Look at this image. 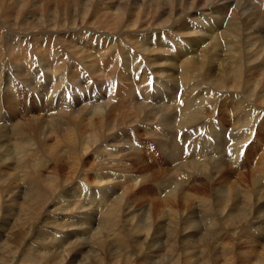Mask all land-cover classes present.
Instances as JSON below:
<instances>
[{"label": "bare ground", "instance_id": "obj_1", "mask_svg": "<svg viewBox=\"0 0 264 264\" xmlns=\"http://www.w3.org/2000/svg\"><path fill=\"white\" fill-rule=\"evenodd\" d=\"M90 1L86 0V3L89 4ZM0 2L6 5L4 0ZM86 3H84L86 7H83V12L76 8L77 3L73 12H68L69 15L73 14L77 18L73 21L80 23L82 30L73 32L72 28L73 31L64 32H72L73 39L69 41L60 42V37L55 34L52 38L65 45L64 48H67V51L70 50L71 58L76 57L75 60L81 59L83 64L89 62L91 65H94L92 62L95 60L97 68L94 65L93 70H108L116 75L110 83H105L104 88L100 86L99 93L92 95L89 107L86 105L88 114L84 112L80 114V119L84 117L91 119L87 121L90 127H83L80 130L85 136L80 139H77L73 133L67 136L69 143L67 147L70 148L65 151L73 153L72 161L70 160L67 166L55 165L49 169V162L61 164L56 161L61 162L62 159L59 156L57 159L54 155L47 157L46 161L33 159L34 157L27 159L26 147L21 146L19 142L13 149V156L8 158L2 153L6 148L1 147L2 163L14 158L16 161L14 165L18 172L17 176L11 175L6 181L0 176V264H264V145L256 148L261 155V158L256 156V162L253 159L250 160L251 157H244L254 145L264 144V107L261 110L258 109L261 107V102H264V0H97L89 5ZM80 12L83 14L80 15ZM49 16L51 17V14ZM89 18L103 20L104 25L101 27L103 29L97 30L94 27L91 30H85L84 27L89 25ZM56 19L57 17L50 20L54 27H62L66 24L64 22L60 24ZM208 20L215 25H209L211 26L209 31L205 28ZM37 23L38 27L43 29L48 24L43 17L38 19ZM83 29L99 37L101 43L96 40V45L82 46L85 36L81 34L85 32ZM27 34L24 35L27 36ZM208 39L209 42L206 41ZM168 43L170 47L176 45L182 49L183 53H186L185 56H188L187 59L182 60L186 69L181 72L185 79L183 85L185 91H183L185 94L192 95L181 99L174 97L173 95L180 89L175 90L163 84V88L170 90L171 94L161 92L165 94L162 105H147L151 115L171 113V117L170 115L161 117L162 120L159 118L158 124L166 127L175 124L172 120L177 119V124L185 127V124L200 119L199 116L202 115L218 124L221 119L214 114L219 115L221 112V116L227 119L221 121L224 123L227 121L231 130L226 132L225 124H221V128H204L191 136L192 133L185 131L183 127L182 130L177 129L176 124L175 132L162 129L169 137L166 138V143H170L173 149L170 152L171 158L175 157L181 168L192 170L187 177H177V179L166 181L164 189L167 191L162 190L160 196L154 198L155 194L159 193L152 191L144 193L138 189L139 186L136 184L138 180L135 177L125 175L124 171L111 170L112 166H120L124 160L114 152L126 149L127 146L116 145L117 138L106 135L117 132L113 130L114 125L124 123L126 117H138V112L133 109H128L126 114L120 113L126 107V101L131 99L142 101L147 98L148 103L152 102L147 92L156 89L155 85L160 83L150 80L149 68L144 64L150 63L156 53L163 52L165 49L169 50ZM58 46L56 43L51 45V56L52 53L53 56L50 59L52 61L48 59L49 63L46 62L47 65H45L48 67L47 72L41 73V88L49 90V94L59 95L60 92L65 91L66 84H70V86L83 88L84 94H91L90 88L93 84L91 81H87L82 86L70 82L82 77L83 72L92 74L89 71V64H84L83 67L77 64L70 65ZM194 51H198V54H194ZM221 51V54L225 53L223 55L225 59L215 61L212 57H208L213 54L212 52L220 54ZM23 54L26 60L32 55L28 51ZM162 61L167 60L162 59ZM210 63L211 66L215 63L219 64L218 67L221 66L217 75L219 78L213 79L209 75ZM30 64L31 61H28L27 65ZM258 68L262 69L263 73L260 71L262 75L258 72ZM254 73L257 75H253ZM93 75L94 73L91 76ZM212 80L210 88L208 83ZM201 93L213 94V98L205 96L204 101L202 99L197 101L196 94ZM205 104L206 107H204ZM145 105L140 104L141 107ZM103 110L106 111L107 121L105 125H103L104 122L99 125L101 121L93 120L95 116L92 113L101 112L102 114ZM177 111L180 114L178 118L175 115ZM63 115H65L64 112ZM258 118H260V134L257 129ZM0 120L6 119L0 115ZM3 126L11 129V126L6 124ZM64 133L67 132L64 131ZM174 133L178 136L175 139L171 137ZM256 134H259V142ZM130 137L135 139L131 140L129 150L134 144L141 145L136 132L134 135L131 133ZM110 138L113 142L109 145L105 144L107 148L101 145L103 149L108 150V156L99 154L92 166L86 167L81 159L83 155L84 158L88 156L97 140L105 141ZM72 150H79L83 155L75 154ZM241 157L242 161H240ZM206 160H210L211 164ZM247 161L250 163L249 166ZM257 161H260L261 165L256 168L254 163L257 164ZM246 167L250 172L243 171ZM193 169L200 170L199 179L195 185H191L190 182L193 178L190 175L194 173ZM210 169L220 170L219 172L224 170L225 173L230 171L224 177L218 176L220 173L212 177V181L218 177V181L222 183V187L215 191L210 187L213 184L212 181L209 186L212 190L206 191L203 188V185L207 186V183L206 178L201 175L206 171L209 172ZM44 170L47 172L43 173ZM200 184H202V193ZM190 185L197 189L194 194L188 192ZM141 194L151 198L150 208L145 209L142 217L136 219L135 214L131 213L132 203L133 200L140 199ZM20 198H23L25 202L33 200L38 207L34 208L32 204L15 205L14 203ZM193 198L198 199L197 215L201 221L198 225L191 223L187 215L188 204ZM4 206L8 214L2 216L1 211ZM43 208L47 212L45 216L40 215V209ZM7 217L13 219V222L6 219ZM43 217L44 219L52 218V221L48 223L50 226L48 225L47 231L42 227L43 236H38L41 240L39 242L42 243H39L32 233H36L41 227ZM162 218H165L163 220L166 227L159 224ZM37 222L39 225H36ZM123 223L129 225L128 230L122 226ZM196 227H200L198 231L204 230L200 241L204 243L203 247L197 253L195 250L179 251L176 242L181 240L180 236ZM133 235L141 238L137 240ZM18 238H22L24 242L18 241L12 245V239L17 241ZM28 238L29 241L32 240L33 245L27 242Z\"/></svg>", "mask_w": 264, "mask_h": 264}, {"label": "rangeland", "instance_id": "obj_2", "mask_svg": "<svg viewBox=\"0 0 264 264\" xmlns=\"http://www.w3.org/2000/svg\"><path fill=\"white\" fill-rule=\"evenodd\" d=\"M74 1L75 0H67V1L66 0H56V1L55 0H4V2H6V5L4 3L0 2V13H1L0 14V36H1L0 37V46L3 45L2 47H0V65H1L0 66V86H1L0 87V89H1L0 93L2 94V95L0 94V96L2 98V99L0 98V115L2 118L6 119L5 121L0 120V137H1L0 138V150H1V147H2V149L6 148V150L3 151L2 153L7 155V158L13 156V149L16 146L17 142H19L21 144V146L26 147L25 150L27 153L25 156L27 159H32L34 157L33 159L38 158V159H41V161H46L47 157H49L50 155H54V156H56V158L59 156V158L62 159L61 162L56 161L57 163H61L62 165L61 164H55L53 162H49V165H48L49 169H51L55 165H59V167L67 166V164L72 161V157H73L72 152L68 153L67 151H65V150H68L70 148V147H67V145L69 144L67 136L71 133H73L75 135V137H77V139H80L82 136L83 137L85 136V134H82V132H80V130L83 127H85V128L90 127V125H88L87 121L88 120L90 121L91 119L88 117H84L83 119H80L79 118L80 114L82 115L84 113L85 114L87 113L86 110L89 107V102L92 98V95L99 93L100 86L102 88H104L105 83L106 84L110 83L114 79L113 77H115V75H116V73L113 74L112 72H110L108 70H107L108 72L106 70L105 71H96L95 69L93 70L94 65L97 68V63H95L96 61L93 60L92 64H94V65H91L89 62H84V64H89V68H90L89 71H91L92 74L94 73L93 76H91L92 74H90L89 72L88 73L83 72L82 77H78L75 81H70V82L78 83L80 86H82L83 84H86L87 81H91L93 83L91 88H90L91 94H84L83 88H81L79 86H74V85L70 86V84H66L65 91L63 93L60 92L59 95L49 94L48 93L49 90L47 91V89L41 88V86H40L42 84V81L40 80L41 75L45 74V72H47L46 69H48V67H45V65H47V63H49L48 59L52 58V56H53V53L51 56V50H50L52 44L56 43L57 45H59L58 49L60 50V52H63V54L66 56V59L70 63V65L77 64V65L82 66V67L84 65L83 61L81 59L75 60L76 57L71 58L70 57L71 55L69 54L70 50L68 49V51H67V48H64L65 45L60 44L59 42H57L55 39L52 38L55 35H57L58 37H60V42H64L65 40L69 41V39H73L72 32H70V33H64V32L71 31V30L73 31V29H74L73 32H75V31L80 32L79 30H82V29H80V25H79L80 23L78 24L77 22L73 21V20H76L77 18L73 14L69 15V13H70V11L74 10L76 3L78 4V5L76 4V8L78 10H81V12H83V7H86V6H84L85 5L84 3H86V0H77L76 3ZM94 1H97V0H93V1L91 0L90 2L93 3ZM46 3H47V5H46ZM91 3H89V4H91ZM86 4H88V3H86ZM63 5L66 6L67 8L64 7ZM43 11H45V12H43ZM53 11H54V13H53ZM81 12H80V15L83 14V13L81 14ZM50 14H51V17L49 16ZM41 17H43L48 23V24H46V27H44V29L47 28L45 30L41 27H38L39 24L37 22H38V19H40ZM56 17H57L56 20L58 21V23L61 24L62 22H64L66 24L63 23L64 26H62V27H54L52 21H50V20L53 18H56ZM211 18H213V16H211ZM91 20H92V22H91ZM209 20L206 23V27H205V28H207V31H209L211 29V26H209V25H213L211 23V21L209 22ZM72 21H73V24H72ZM100 21L101 20L99 18H96V20L89 18L88 19L89 25L84 24V25H86L84 27V29L85 30L86 29L91 30V28H94V27L97 28V30L103 29V28H101L104 25L103 20L101 22ZM95 22H96V24L99 22L101 24L99 23L96 25ZM23 23H25L27 25H25ZM74 24H76V25H74ZM68 26H70V27H68ZM213 26H215V25H213ZM26 28H28V29H26ZM62 29L63 30L65 29V31H62ZM84 29H83V31H85ZM16 30H18V31H16ZM24 30H26V31H24ZM201 30H203V29L201 28ZM32 31H33V33H32ZM207 31H205V32H207ZM40 32L45 33V34H42V33L39 34ZM26 33H28L27 36L28 35H30V36H28V37L25 36ZM53 34H55V35H53ZM81 34H82V36L85 35L84 40L82 42V46H84V47L96 45V43H95L96 40H99L101 43V40L99 39V37L95 36V34H89V32H86V31L81 32ZM47 35H49V36H47ZM23 40H24V42H23ZM206 41L209 42L210 40L208 39ZM1 42H2V44H1ZM168 45L170 47V43H168ZM48 46H50V47H48ZM9 49H10V51H9ZM20 50H22V51H20ZM25 51H28L30 55L32 53L33 56L31 55V57L29 58L31 60H29V59L26 60V57L23 54V53H25ZM212 53L213 54L209 55L208 57H212L213 60H215V61H219L220 59H225V56H223L225 53L223 52V54H221L222 51L220 52V54L214 53V52H212ZM185 54L186 53H183L182 49H179L176 45H171L169 50L165 49V51H163V52L156 53L153 56V58H152L153 60L150 63L144 64L145 66H148V68H149V75L148 76H150V80L160 83V85H155L156 89L151 90V92H147L148 95L146 94L149 98H152V102L148 103L147 98L145 100H142V101H141V99H133L134 101L131 99L129 101H126V107H124L120 111V113L126 114L128 109L129 110L133 109L134 111L138 112V117H135V118L134 117H130V118L126 117L125 118L126 121L124 123H119L118 125H114L115 127L113 128V130L117 131V132L108 133L106 135V136H112V137L115 136L117 138L118 144H116V143H114V144L119 145L120 147L127 146L126 149H121V150H117V152H114V154H118V157H121V159H124V160L120 166H115V167L112 166L111 170L124 171L125 175L128 174V176L135 177V179L138 180V182L135 180L136 184L139 186L138 189H141L144 193L146 191H152L153 193H159L157 195L155 194V197L153 196L154 198H156V197L158 198V196H160V193L162 190L164 192L167 191L166 189H164L166 187V181H169L170 179H177V177L178 178L187 177L189 171L192 170V169L189 170L187 167H186L187 169L181 168L180 165H178L179 161H177L175 159V157L171 158L170 152H172L173 149H172L170 143H168V144L166 143V138H169V137H167L168 134L164 133L162 131V129L167 130L169 132H175L174 126L176 124L177 129L181 128L180 130H182L184 128L185 131L192 133L191 136H193L195 134V132L200 131L201 129L204 130V128H208V129L209 128H217V127L221 128V124H225L226 132H229L231 130L229 125H227L228 124L227 121H225V123L221 121L222 119L227 120L224 116L223 117L221 116V112H219V115H218V113L214 114V116L217 115L218 119H221V120H219L218 124L213 123L212 119L206 118L205 116L202 115V116H199L200 119H196V121L192 120L191 123L189 122V124H185L186 125L185 127H183L184 125L177 124V119L172 120L173 123H175V124H170L172 127L170 125L165 127V125H163V124H158L159 118L168 117L171 113L170 114L168 113V115L167 114L165 115L164 113H163V115L157 113L158 116H156L154 114L157 117L156 118L154 115H151V113L149 112V108H148L149 106H147L148 104H155L156 106L162 105V100H163V97L165 94H162L161 92L171 94L170 90L163 88V86H162L163 84H166L169 87L174 88L175 90L180 89V90H178L177 94L173 95L174 97L177 96L178 98L181 99L184 97L188 98V96L192 95V94H185V92H184L185 87H183V85L185 83V79L182 77V75H183L182 70L186 69L185 68L186 66L183 65L184 63L182 64V60H185L188 58V56H185ZM194 54H198V51L195 52ZM68 57H69V59H68ZM208 57H206V59H208ZM179 58H180V60H179ZM162 59L167 60L169 64L167 63L168 64L167 65L166 64L167 61L164 62V61H162ZM28 61H31L30 65H32V66L27 65ZM50 61H52V59H50ZM170 61L172 62L173 65L171 64ZM175 61H176V63H175ZM5 62H7V63H5ZM165 64H166V66H164ZM169 65H170V67H168ZM174 65H176V66L174 67ZM218 65H219L218 63H215L212 66L210 63V65H209L211 67H210V69H208V72H209V75L212 76L213 79L219 78L217 75H218V72H220L219 68H221V66L218 67ZM24 66H27V67H24ZM12 69H14V70H12ZM22 69H24V70H22ZM260 71L263 73L262 69L258 68V72L261 74ZM97 72H99L100 74ZM105 72H106V74H105ZM101 74L102 75L104 74V75L102 76ZM164 74H165V76H164ZM172 74H174V75H172ZM253 75H257V73H254ZM20 76H21V78H20ZM109 76H111L112 78H110ZM2 77H3V79H1ZM107 77H109L110 80ZM192 77H194V74H192ZM173 78H175V79H173ZM193 79L195 80V77ZM194 80H192V81H194ZM7 81H8V84H7ZM171 81H172V83H175V84H172ZM182 81H184V82H182ZM189 83H191V82H189ZM212 83H213V80H212V82L208 83L210 88L212 86ZM6 86H7V88H6ZM180 86H182V87H180ZM8 88H9V91H8ZM151 89H153V87ZM182 91H183V93H182ZM30 95L32 97H30ZM205 96L206 97L209 96L208 98H213V94H204L203 95L201 93V94H196V97H197L196 100L199 101L202 99L204 101V98H206ZM82 102H84V103H82ZM127 102H129V103L127 104ZM154 102H156L157 104ZM84 104H85V106H84ZM140 104H142V105L146 104V105H145V107H141ZM86 105H88V107H86ZM156 106H154V107H156ZM206 106L207 105L205 104L204 107H206ZM262 107H264V102H261V107H259L258 109L261 110V109H263ZM76 108H77V110H74ZM49 109H51V111H53V112L51 113V111ZM54 109H55V111H54ZM83 110H85V111H83ZM27 111H29V112H27ZM62 111L64 112L65 115H63ZM103 111H102V114H101V112H98L96 114L92 113L93 116H95L94 117L95 119L92 118L93 120L101 121V123L99 125H101L103 122H104L103 125H105L106 121H107L106 111L105 110H103ZM72 112L74 114H72ZM68 114H70V115H68ZM99 114H101V115H99ZM148 115L149 116L151 115V116L149 117ZM175 115H176V118H178V116L180 114L177 111ZM170 117H171V115H170ZM71 118H72V120H71ZM162 118H161V120H162ZM69 119H70V122H69ZM103 119H105V120H103ZM134 120H135V122H134ZM82 121H84V122H82ZM71 123H73V124H71ZM131 123H133V124H131ZM166 123H171V122L166 121ZM259 123H260V118H258V121H257V129L259 130V134H260ZM4 124L11 126V129H8L7 127L4 128L5 127V126H3ZM51 124H52V126H50ZM151 125H153V126H151ZM145 129H146V131H145ZM72 130H75V131L72 132ZM78 130H79V132H78ZM64 131L67 133H64ZM119 131H121V132H119ZM134 132L137 133V136L139 137V142L141 143V145L137 146L136 144H134L133 146L135 148L133 149V146H132L131 150H129V146H131V144H132L131 140L135 139V137H133V138L130 137V134L133 133V135H134ZM155 133H159V134L156 135ZM152 134L154 136H152ZM259 134H256V135H258L257 138L259 137ZM212 136L214 139H216V137L214 135H212ZM45 137H47L46 140H45ZM118 137H119V139H118ZM171 137L172 138L174 137L173 139H175L178 136H176L174 133L173 135H171ZM226 137L229 139L228 135ZM257 138H256V140H257ZM121 139H123V140H121ZM27 141H28V143H27ZM259 141L260 140L258 138V142ZM46 142H47V144H45ZM112 142L113 141L111 140V138H110V140L107 139L105 141H102L101 139L97 140L95 146H93L91 148L92 151L88 154V156L86 158H84L85 156L83 154H81V152H79V150H76V151L72 150V151L75 152V154L79 153L80 156L83 155V158H81L83 163L86 165V167H90L97 160V157L99 154L100 155L105 154L106 156H108L109 153H108V150L106 149L108 146H106V145H109ZM101 145L102 146L105 145L106 148L103 149V147H101ZM263 145L264 144H262V143H258L256 146L254 145L253 147L250 148V150L247 152V154H245L244 157L245 158L251 157L250 160L253 159V161L256 162L255 161L256 156L257 155H258V157L261 156L256 148L261 147ZM163 147L165 150L163 149ZM138 148H140V149H138ZM103 151H105V152H103ZM36 153H37V155H35ZM64 157H66V158H64ZM94 158H96V159H94ZM112 159H113V156H112ZM242 160L243 159L241 157L240 161H242ZM206 161H208L207 163L211 164V162H209L210 160H206ZM245 161H246V159H245ZM15 162L16 161L14 160V158H12L11 161L5 162V163H2V160H0V176H1V179L6 181L7 178L11 175L17 176L18 169L14 165ZM260 163H261L260 161H257V164L254 163V166L257 168L261 165ZM247 165L248 166L250 165V163L248 161H247ZM244 169H245V170H243L244 172H246V173L250 172L248 167H246ZM193 171L195 174L194 173L190 174L193 177L190 181L191 185L197 184L196 181H198V179H199L198 174L200 173V170L197 171V169H193ZM219 171L220 170L210 169L209 172L206 171L203 175H201V177L206 178L205 181L207 183V186L203 185V188H205L206 191L212 190V189H214V191H215V190H218L222 187V183H220V181H218V177L216 179H214L213 181H212V177H214L215 175H218L219 173L220 174L218 176L224 177L226 175V173L228 175L230 171H226V173L224 170L221 172H219ZM46 172H47L46 170L43 171V173H46ZM81 177H82V175H81ZM211 181L213 183L212 185H211ZM140 182H141V184H140ZM19 185H20V183H19ZM191 185L188 186V192L194 194L197 191V189L192 188ZM200 186H201L200 192L202 193V184H200ZM209 186L212 189L209 188ZM214 187H216V188H214ZM201 193L199 195H201ZM141 195H140V199L137 198V200H135V201L133 200V203H132L133 208H132L131 213L135 214L134 217L136 219L141 218L143 215V211L145 209L150 208V199L151 198L144 197L143 194H141ZM17 197H19V195ZM157 201H158V199H157ZM151 202H153V201H151ZM154 202H156V201H154ZM7 203L9 205V201ZM14 204L15 205H17V204L18 205H27V204L31 205L32 204V206L34 208L38 207L37 204L33 200L31 202H25L23 200V198H20ZM198 208H199L198 207V199L193 198L192 200H190V202L188 204L187 215H188V218L191 220V223H195L197 225L200 224V222H201L200 217H198V215H197L198 214L197 213ZM133 209H135V210H133ZM6 210H7L6 206H4V208L1 211L2 216L8 214V212ZM46 210H47V208H46ZM18 211H19V209L17 210V212ZM40 212H41V214H40L41 216L43 214H44L43 216H45V214L47 213L44 210V208L42 210L40 209ZM123 216L125 217V215H123ZM6 219H8L10 222H13V219H11L9 217H7ZM163 219H165V218H162V220L159 222V224H163L162 226L166 227L167 225L165 224V221ZM50 221H52V218L47 217L44 219V217H43V220L41 221L42 224L40 225L41 227L38 228L39 231L37 230L36 233H32V235H34L36 237L35 240H37L38 242L41 241L39 237L43 236V228H45L44 230L47 231L48 225L50 226V224H48ZM36 225H39V222H37ZM122 226H125L127 230L129 229V225L127 223H123ZM198 230H200V227L191 228L190 231H188L184 235L182 234L180 236L181 240H179L178 243L176 242V246H178L179 251L195 250V253H197L198 250L201 247H203L202 244H204V243H201L200 241L203 238L204 230H201V231H198ZM37 232L39 233V235ZM134 238L138 240L141 237L137 238V235H135ZM26 240L28 243L33 245L32 240L29 241V238ZM208 240H207V242H208ZM18 241H19V243L24 242V240H22V238H20V239L18 238L17 241L12 239L11 244L15 245L16 242L18 243ZM39 243H42V242H39ZM214 246H216L215 243H214Z\"/></svg>", "mask_w": 264, "mask_h": 264}]
</instances>
